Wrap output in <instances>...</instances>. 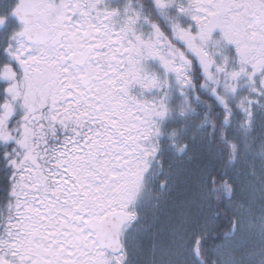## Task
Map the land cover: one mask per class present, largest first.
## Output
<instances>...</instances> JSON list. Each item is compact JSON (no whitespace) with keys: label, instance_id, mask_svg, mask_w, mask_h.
<instances>
[{"label":"snow or ice","instance_id":"obj_1","mask_svg":"<svg viewBox=\"0 0 264 264\" xmlns=\"http://www.w3.org/2000/svg\"><path fill=\"white\" fill-rule=\"evenodd\" d=\"M0 264H264V0H0Z\"/></svg>","mask_w":264,"mask_h":264}]
</instances>
